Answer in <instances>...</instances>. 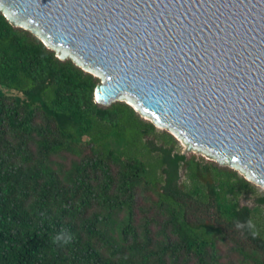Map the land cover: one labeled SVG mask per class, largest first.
Listing matches in <instances>:
<instances>
[{
	"label": "trees",
	"instance_id": "obj_1",
	"mask_svg": "<svg viewBox=\"0 0 264 264\" xmlns=\"http://www.w3.org/2000/svg\"><path fill=\"white\" fill-rule=\"evenodd\" d=\"M98 81L0 12V264H264V189Z\"/></svg>",
	"mask_w": 264,
	"mask_h": 264
},
{
	"label": "water",
	"instance_id": "obj_2",
	"mask_svg": "<svg viewBox=\"0 0 264 264\" xmlns=\"http://www.w3.org/2000/svg\"><path fill=\"white\" fill-rule=\"evenodd\" d=\"M12 26L98 78L185 151L264 189V0H0Z\"/></svg>",
	"mask_w": 264,
	"mask_h": 264
},
{
	"label": "rangeland",
	"instance_id": "obj_3",
	"mask_svg": "<svg viewBox=\"0 0 264 264\" xmlns=\"http://www.w3.org/2000/svg\"><path fill=\"white\" fill-rule=\"evenodd\" d=\"M180 144H181L182 150L185 151V145H184L183 143H181V142H180ZM185 152H188V151H185ZM196 153H197V152H196ZM257 186H259V185H257ZM260 188H262V187H260ZM262 189H263V188H262Z\"/></svg>",
	"mask_w": 264,
	"mask_h": 264
},
{
	"label": "clouds",
	"instance_id": "obj_4",
	"mask_svg": "<svg viewBox=\"0 0 264 264\" xmlns=\"http://www.w3.org/2000/svg\"><path fill=\"white\" fill-rule=\"evenodd\" d=\"M56 239H57V240H59V239H60V237H57Z\"/></svg>",
	"mask_w": 264,
	"mask_h": 264
}]
</instances>
